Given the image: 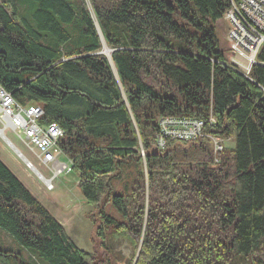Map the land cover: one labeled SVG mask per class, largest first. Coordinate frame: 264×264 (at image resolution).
<instances>
[{
  "label": "trees",
  "instance_id": "1",
  "mask_svg": "<svg viewBox=\"0 0 264 264\" xmlns=\"http://www.w3.org/2000/svg\"><path fill=\"white\" fill-rule=\"evenodd\" d=\"M229 8L0 0V86L21 105H41V124L60 126L58 146L94 208L100 246L103 229L140 242L135 264H264V50L247 76L228 64L216 23ZM95 21L117 75L97 54ZM167 117L204 120L205 133L233 136L234 148L216 163L205 138L166 139L161 149ZM133 162L131 188L115 194L118 170ZM0 227L49 264H116L81 250L1 160ZM0 264L25 263L0 248Z\"/></svg>",
  "mask_w": 264,
  "mask_h": 264
},
{
  "label": "rangeland",
  "instance_id": "2",
  "mask_svg": "<svg viewBox=\"0 0 264 264\" xmlns=\"http://www.w3.org/2000/svg\"><path fill=\"white\" fill-rule=\"evenodd\" d=\"M89 4V0H86ZM24 11L26 7L23 8ZM217 38L220 44V50L226 57L228 62V55L236 56L235 49L229 46L226 41V33L229 30V24L226 20L220 19L216 23ZM109 48V47H107ZM231 49V50H230ZM103 48L97 53L107 58V54L102 52ZM110 50V48H109ZM111 51V50H110ZM111 55V52L110 54ZM248 60H245L243 67L246 68ZM159 119V125H160ZM0 123V128H2ZM170 131L173 126H169ZM163 130V128H162ZM161 132V125H160ZM3 133V134H2ZM0 133V160L13 172V174L25 185L31 194L51 213V215L63 225L66 233L73 240V242L83 251L106 257L107 255L116 264H135L139 256L141 243L134 245L126 236L116 234L111 229L104 230V246H100V240L96 237V222L98 220L89 219L88 213L94 211L80 192L77 183L78 178L74 172L68 174H60L57 177L51 176L52 173L44 167L39 165L37 158L33 155L32 151L20 140L11 130L5 129ZM4 135L5 138L2 136ZM178 136V137H177ZM172 140L181 142L198 141L205 138L210 143L213 156L218 159V153L214 152V141L220 142L223 149L232 150L234 148V137L221 138L218 136L209 135L204 131L199 137L195 139H186L177 135ZM178 138V139H177ZM180 138V139H179ZM9 140L17 151L8 143ZM157 142V140H156ZM166 143V140H165ZM157 147L158 144H157ZM165 147V146H164ZM163 147V148H164ZM161 148V149H163ZM22 153V155L20 154ZM144 155V153H142ZM29 160L34 168L43 176L51 177L53 180L54 188L48 190L46 184L41 178L38 177L36 172L27 165ZM219 160V159H218ZM59 162L66 163L64 156H60ZM136 164H122L118 170L117 176L113 179V192L115 194H127L131 188L132 179L135 176ZM105 208L116 215L112 209L111 204L108 202L103 203ZM94 217L97 215L94 212ZM0 248L20 256V259L25 264H49L48 262L34 257L30 251L25 249L19 244L6 230L0 227Z\"/></svg>",
  "mask_w": 264,
  "mask_h": 264
},
{
  "label": "built area",
  "instance_id": "3",
  "mask_svg": "<svg viewBox=\"0 0 264 264\" xmlns=\"http://www.w3.org/2000/svg\"><path fill=\"white\" fill-rule=\"evenodd\" d=\"M229 1L230 8L224 13L222 19L224 18L229 24L226 41L235 49L236 56L228 55V64L247 76L252 67L256 64L261 65L258 59L264 50V0ZM245 60H248L246 68L243 67ZM43 115L41 105L35 102L21 105L0 86L2 126L11 130L25 143L37 158L39 165H43L52 173L51 176L57 177L63 173L73 172L71 161L58 146L63 130L57 123L41 124L40 119ZM209 122L214 125L216 120L211 116ZM205 124L204 120L197 118H161V132L157 135V144L159 148H163L166 138L174 139L177 135L190 140L195 139L202 134ZM169 126H173V130L170 131ZM213 142L216 154L223 150L219 140L217 142L213 140ZM20 154L22 155L21 152ZM60 156L65 157L66 163L59 162ZM26 161L27 165L46 184L47 189L52 190L54 186L51 177L43 176L29 160ZM218 161L215 158V163Z\"/></svg>",
  "mask_w": 264,
  "mask_h": 264
},
{
  "label": "water",
  "instance_id": "4",
  "mask_svg": "<svg viewBox=\"0 0 264 264\" xmlns=\"http://www.w3.org/2000/svg\"><path fill=\"white\" fill-rule=\"evenodd\" d=\"M95 25H96V28H97V30H98V34H99L100 39H101L102 48L105 47V46L107 47L106 42H105V40H104V38H103V36H102V33H101V31H100V28H99V26H98L97 21H95ZM110 50H111V53L114 51L113 49H110ZM107 59L109 60L111 66H112V68H113V70H114L115 75H117V72H116L115 67H114V65H113V61H112L111 55H108V56H107ZM25 162H26V160H25ZM26 163H27V162H26Z\"/></svg>",
  "mask_w": 264,
  "mask_h": 264
},
{
  "label": "bare ground",
  "instance_id": "5",
  "mask_svg": "<svg viewBox=\"0 0 264 264\" xmlns=\"http://www.w3.org/2000/svg\"><path fill=\"white\" fill-rule=\"evenodd\" d=\"M102 52H103L104 54L109 55L111 51L109 50V48H107V47L105 46V47H103ZM2 130L4 131V130H5V127L0 128V133H2ZM2 134H3V133H2ZM2 136L5 138L4 135H2ZM7 141H8V143L14 148V150H15L16 152H18L17 149H16V147H14V145H12V143H11L9 140H7Z\"/></svg>",
  "mask_w": 264,
  "mask_h": 264
}]
</instances>
